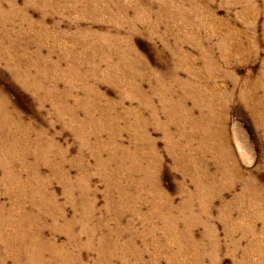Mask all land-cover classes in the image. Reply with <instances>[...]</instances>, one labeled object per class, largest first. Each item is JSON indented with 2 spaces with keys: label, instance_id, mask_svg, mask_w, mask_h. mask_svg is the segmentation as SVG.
I'll use <instances>...</instances> for the list:
<instances>
[{
  "label": "rangeland",
  "instance_id": "obj_1",
  "mask_svg": "<svg viewBox=\"0 0 264 264\" xmlns=\"http://www.w3.org/2000/svg\"><path fill=\"white\" fill-rule=\"evenodd\" d=\"M0 111V264H264V0H0Z\"/></svg>",
  "mask_w": 264,
  "mask_h": 264
},
{
  "label": "bare ground",
  "instance_id": "obj_2",
  "mask_svg": "<svg viewBox=\"0 0 264 264\" xmlns=\"http://www.w3.org/2000/svg\"><path fill=\"white\" fill-rule=\"evenodd\" d=\"M1 112V111H0ZM3 112V111H2ZM2 114H4V113H2ZM2 117V116H1ZM3 119V118H2ZM7 223L9 224V225H12L13 224V221H7ZM18 226V225H17ZM18 230V233H19V235H18V238L20 239V240H22V242L24 243V245L27 247V248H32V247H36V246H41L43 249H47L48 248V246H46V245H44L41 241H40V238L38 237V236H36L35 234H34V232H32V231H29V230H27L26 231V228L24 229L23 227L22 228H18L17 229ZM15 237H17V236H15ZM28 237H31L32 239H35V242H30L29 240H28ZM70 239H74V235L72 234V233H70ZM37 260H38V258H37ZM39 261V260H38ZM40 263L39 264H42L43 262H41V261H39ZM67 261H64V263H66Z\"/></svg>",
  "mask_w": 264,
  "mask_h": 264
}]
</instances>
